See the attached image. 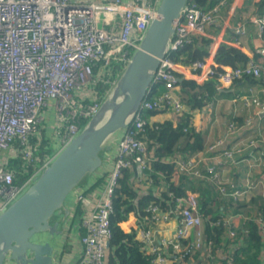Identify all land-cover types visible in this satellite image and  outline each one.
I'll return each mask as SVG.
<instances>
[{
	"label": "built area",
	"instance_id": "obj_1",
	"mask_svg": "<svg viewBox=\"0 0 264 264\" xmlns=\"http://www.w3.org/2000/svg\"><path fill=\"white\" fill-rule=\"evenodd\" d=\"M159 1L0 0V212L26 189L97 111L121 72L118 70L113 76V71L108 72L107 68L114 64L125 65L130 60L156 15ZM227 2L219 0L207 8L187 2L180 18L174 22L169 49L160 60L138 110L121 131L105 180L92 188L93 178L73 191V206H70L71 213L64 225L68 239L74 219L80 217L82 246L73 264H107L112 235L110 214L118 179L125 168L135 170L134 183L146 178L143 172L155 158L145 137V126L152 122L147 112L170 110L175 119L184 111L178 86L180 76L199 83L212 79L220 88L230 86L243 76L261 75L264 46L256 50L258 58L248 59L235 67H219L208 56L187 66L173 60L194 37L205 36L209 29L223 26ZM252 22L257 25L258 36L264 40V15H255ZM233 32L238 42V37L246 32L245 23L239 22ZM107 73L111 77L106 79L112 80L101 96L97 85ZM155 86L159 92L153 94ZM241 99L247 106L264 110V100L253 89ZM50 101L54 103L58 119L50 138L43 137L46 148L36 156L42 139L40 124ZM240 127L229 122L228 134L238 136ZM31 137H36L34 143L30 142ZM252 145H255L254 140L246 147H231L227 138H218L208 147L210 155L194 154L185 158L178 153L170 161L179 171L192 176L201 175L197 169L201 162L209 164L208 177L219 185L227 183L232 189L231 196L242 200L249 197L254 182L248 179L242 186L230 183L218 173L216 165H223L225 159L234 160ZM18 157L28 160L27 168L31 169L29 177L21 184L13 183L19 170L9 167L11 158ZM103 171L100 168L99 172ZM221 190L226 193L223 187ZM159 202L150 203L147 206L150 216L145 223L136 225V237L145 253L152 256V262L175 264L177 260L193 259L201 247L207 248L209 255V247L202 236L203 217L196 193L188 190L185 195L176 197L171 209L161 207ZM77 207L79 213H76ZM172 215L178 218L173 236L158 240L154 225L169 220ZM257 220L262 223L261 218ZM235 233L230 229L228 236L234 238ZM186 240L188 243H184ZM171 256L174 257L171 259Z\"/></svg>",
	"mask_w": 264,
	"mask_h": 264
},
{
	"label": "trees",
	"instance_id": "obj_2",
	"mask_svg": "<svg viewBox=\"0 0 264 264\" xmlns=\"http://www.w3.org/2000/svg\"><path fill=\"white\" fill-rule=\"evenodd\" d=\"M218 1L188 0L189 3H195L202 8L211 7ZM255 4L256 14L264 15V0H258ZM210 42L211 39L207 36L194 37L174 55L173 60L180 65L187 66L194 60L203 59L209 54ZM248 59V56L240 49L225 43L219 44L214 53V61L219 67L239 66L246 63ZM117 72L113 71L111 75L115 76ZM111 75L107 73L103 79L99 80L97 85L99 95L103 96L109 87L112 79L106 78H110ZM180 78L178 86L181 100L185 105L184 111L175 119L153 121L145 126V137L150 146L149 149L154 152L155 156L149 168L143 172L146 176L144 182H149V186L146 190L135 186L133 179L135 170L132 168L123 169L122 176L118 179V186L114 190L112 199L113 209L110 214L112 235L107 264H154L152 256L145 253L141 242L136 237V229L126 231L122 227V222L127 221L130 215L134 214L138 224L145 223L150 216L147 211L150 203L160 201L161 207L171 209L175 204V198L185 195L188 190L197 195L199 212L203 217L202 236L205 245L209 247L210 256L217 259L220 264H264V231L262 230L264 225H261L264 224V200H256L253 214L244 215L241 225L235 227L232 225V216L241 213L240 207L243 205L231 196L232 189L227 183L219 185L208 177L207 166L209 164L201 162L197 168L201 175L192 176L179 171L170 161L175 154L180 153L188 158L203 149V135L192 128L191 112L197 107L201 108L219 91L216 82L212 79L199 83L190 78L182 76ZM242 79H247L250 83H262L264 74L261 73L259 77L243 76L234 82ZM158 92L159 88L153 87L152 93ZM157 112L159 111L150 110L147 114L150 116ZM233 122L236 126L242 125V122ZM40 135L42 139L37 148L42 147L46 131L42 129ZM35 138L31 137L32 142H30L34 143ZM10 163L19 170L13 183L21 184L26 181L31 171L27 168L28 160L20 157L11 158ZM216 168L222 176L219 165H216ZM99 171L91 177L95 178L92 188L102 184L108 172L100 173ZM221 187L226 190V193L221 190ZM252 201L251 197L249 202ZM76 213H79L78 207ZM259 218L262 219V223L257 220ZM230 229L236 232L234 238L228 236ZM184 243H188V240ZM203 252L204 249L201 247L192 258H197L198 262H202Z\"/></svg>",
	"mask_w": 264,
	"mask_h": 264
},
{
	"label": "water",
	"instance_id": "obj_3",
	"mask_svg": "<svg viewBox=\"0 0 264 264\" xmlns=\"http://www.w3.org/2000/svg\"><path fill=\"white\" fill-rule=\"evenodd\" d=\"M188 0H160L156 15L97 111L38 173L26 189L0 212V264H54L56 245L64 244L69 196L103 165L109 141L132 120L160 60L169 49L174 22ZM181 80V79H179ZM80 217L69 237L79 240ZM77 230V231H76ZM68 240V239H67Z\"/></svg>",
	"mask_w": 264,
	"mask_h": 264
},
{
	"label": "crops",
	"instance_id": "obj_4",
	"mask_svg": "<svg viewBox=\"0 0 264 264\" xmlns=\"http://www.w3.org/2000/svg\"><path fill=\"white\" fill-rule=\"evenodd\" d=\"M257 1L258 0H229L228 5L223 10V17L225 20L223 26L221 28L209 29L205 35L207 38L211 39L210 45L208 46L209 59L214 60L215 50L221 43L240 49L249 59L258 58L256 50L264 46V40L258 36L257 25L252 22V18L257 15L255 4ZM239 22L245 23L246 32L243 36L238 37V42H236V35L233 32V28H235ZM210 53L213 54L211 55ZM262 73L264 74L263 59ZM218 89L219 91H217L213 97L209 98L210 105L206 103L201 108L197 107L191 112V126L196 131L200 132L204 139L203 149L194 154H197L199 157L209 155V153H207L208 145L218 138H227L231 147H246L250 140H255V145L246 148L243 155H238L234 160L225 159L224 164L219 165L223 178L230 183L242 186L248 179L254 182V187L251 189L249 197L242 200L238 199L243 206L240 207L241 213L232 216V225L236 227L241 225L244 215L247 213L253 214L256 200H264V110H260L254 105L247 106L241 99L242 95H249L251 89H253V92L257 94L260 99L264 100V79H262V83L258 82L256 84L250 83L247 79H242L232 83L230 86L218 87ZM45 116H48L47 120L44 119ZM172 116L173 114L168 110L151 115L150 119L152 122L163 121L165 119H172ZM43 120H45L48 127L50 123H52V117L51 119L49 118L48 111H44ZM230 121L242 122V125L244 123V125L240 127L238 136L228 134L227 125ZM246 121H248V123ZM120 134L121 132L108 142L109 145H111V149L104 154L102 168L105 171L111 168V161L113 160V154ZM135 185L142 190H146L149 186L148 182H144V179L141 182L137 181ZM251 197L253 201L249 202ZM177 222L178 218L176 215H172L169 220L155 224L154 233L156 238L160 240L173 236L177 227ZM136 225L137 217L134 214H131L127 221L122 222V227L126 231L136 229ZM56 249L58 258L55 260L54 264H73L78 258L80 245L77 242L75 234H73L71 237H68V240H66L64 244H60L58 241ZM173 257L174 256H171V259ZM201 259L204 261V264H220L213 256L207 255V250H204L201 254ZM7 264L12 263L8 262ZM175 264H199V262L197 258H193L182 262L177 260Z\"/></svg>",
	"mask_w": 264,
	"mask_h": 264
},
{
	"label": "rangeland",
	"instance_id": "obj_5",
	"mask_svg": "<svg viewBox=\"0 0 264 264\" xmlns=\"http://www.w3.org/2000/svg\"><path fill=\"white\" fill-rule=\"evenodd\" d=\"M134 52V51H133ZM132 52V53H133ZM125 65H120V64H114V65H112V66H109L108 68H107V70H108V72H111V71H122V69H123V67H124ZM119 76V73L116 75V78ZM46 111H48V115H49V118L51 119V117H52V123H50V125H49V127H48V125L45 123V120H42V122H41V124H40V130L41 129H44L45 131H46V136L48 137V138H50V136L51 135H49V134H51V133H53V129H54V127H55V123H56V120L58 119V112H57V110L55 109V107H54V103H53V101H50L49 102V106H48V108L46 109ZM51 116V117H50ZM48 117V116H47ZM47 117L45 116L44 117V119H46L47 120ZM51 122V121H50ZM44 140V139H43ZM30 141L32 142V140L30 139ZM42 147L41 148H39V150H36L35 151V155L37 156L38 155V151H41V150H43V148L46 146V141H44L43 142V144L41 145ZM46 148V147H45ZM9 167L10 168H12V169H15L16 168V166H14L12 163H10L9 164ZM72 202H73V194H71L70 196H69V206H73V204H72Z\"/></svg>",
	"mask_w": 264,
	"mask_h": 264
}]
</instances>
